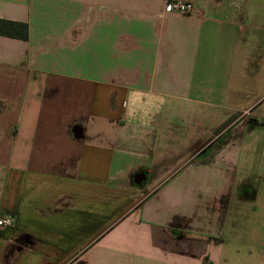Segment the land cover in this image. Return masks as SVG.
I'll return each instance as SVG.
<instances>
[{
  "label": "crops",
  "instance_id": "crops-1",
  "mask_svg": "<svg viewBox=\"0 0 264 264\" xmlns=\"http://www.w3.org/2000/svg\"><path fill=\"white\" fill-rule=\"evenodd\" d=\"M167 1L0 0V264H264V0Z\"/></svg>",
  "mask_w": 264,
  "mask_h": 264
},
{
  "label": "trees",
  "instance_id": "trees-1",
  "mask_svg": "<svg viewBox=\"0 0 264 264\" xmlns=\"http://www.w3.org/2000/svg\"><path fill=\"white\" fill-rule=\"evenodd\" d=\"M27 25L24 23L13 22L8 20L0 19V35L26 40L27 39Z\"/></svg>",
  "mask_w": 264,
  "mask_h": 264
},
{
  "label": "built area",
  "instance_id": "built-area-1",
  "mask_svg": "<svg viewBox=\"0 0 264 264\" xmlns=\"http://www.w3.org/2000/svg\"><path fill=\"white\" fill-rule=\"evenodd\" d=\"M167 9L180 14H194L195 10L190 2H183L179 0L167 1ZM12 224V218L6 217L0 219V226H10Z\"/></svg>",
  "mask_w": 264,
  "mask_h": 264
},
{
  "label": "rangeland",
  "instance_id": "rangeland-1",
  "mask_svg": "<svg viewBox=\"0 0 264 264\" xmlns=\"http://www.w3.org/2000/svg\"><path fill=\"white\" fill-rule=\"evenodd\" d=\"M260 130H264V125H262L261 127H258ZM106 219L108 220V218H109V213H108V210H107V212H106ZM105 219V220H106ZM95 225V222L93 221H91V228L93 227ZM98 226H99V221H97V225L95 226L96 227V229L95 230H97L98 229ZM97 233H99V232H95V233H93V235H96ZM92 235V234H91ZM93 243V242H92Z\"/></svg>",
  "mask_w": 264,
  "mask_h": 264
}]
</instances>
